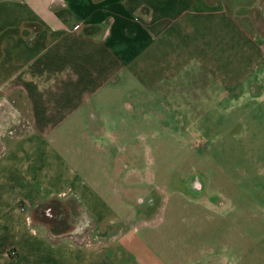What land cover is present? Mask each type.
Instances as JSON below:
<instances>
[{
    "label": "crops",
    "instance_id": "crops-1",
    "mask_svg": "<svg viewBox=\"0 0 264 264\" xmlns=\"http://www.w3.org/2000/svg\"><path fill=\"white\" fill-rule=\"evenodd\" d=\"M258 86L264 0H0V100L28 115L0 151V264H228L167 247L121 157L198 139Z\"/></svg>",
    "mask_w": 264,
    "mask_h": 264
},
{
    "label": "rangeland",
    "instance_id": "rangeland-1",
    "mask_svg": "<svg viewBox=\"0 0 264 264\" xmlns=\"http://www.w3.org/2000/svg\"><path fill=\"white\" fill-rule=\"evenodd\" d=\"M249 96L221 123L197 125L196 140L161 134L134 141L127 151L134 156L121 157L134 170L133 202H158L150 214L167 247L209 246L228 264H264V87ZM27 117L21 95L0 100V151Z\"/></svg>",
    "mask_w": 264,
    "mask_h": 264
}]
</instances>
